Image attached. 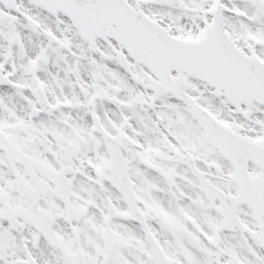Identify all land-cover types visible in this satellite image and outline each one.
I'll use <instances>...</instances> for the list:
<instances>
[{"label": "snow or ice", "instance_id": "obj_1", "mask_svg": "<svg viewBox=\"0 0 264 264\" xmlns=\"http://www.w3.org/2000/svg\"><path fill=\"white\" fill-rule=\"evenodd\" d=\"M0 264H264V0H0Z\"/></svg>", "mask_w": 264, "mask_h": 264}]
</instances>
